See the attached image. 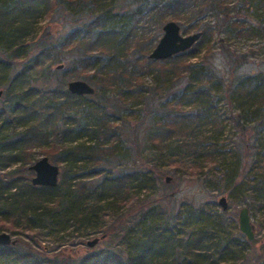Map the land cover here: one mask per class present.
<instances>
[{"label":"trees","instance_id":"obj_1","mask_svg":"<svg viewBox=\"0 0 264 264\" xmlns=\"http://www.w3.org/2000/svg\"><path fill=\"white\" fill-rule=\"evenodd\" d=\"M101 1L0 0V43L6 39L5 45H0V70L7 74L10 73H8L9 70L16 71L11 81L5 83L7 86L0 88L3 90V94L5 93L7 101V106L0 110V169L8 168L19 161L26 162V157L23 156L25 146H43L49 142L56 151L59 150L58 154H65V157L56 158L59 162H66L70 170L74 167L72 161L76 164L83 160L82 157H67L76 149H80V153H88L87 156H90L91 159L89 162L91 164L87 168L90 170L86 171L84 167L81 169L84 172L73 174L68 180L65 177V172L63 181H59L55 187L35 186L28 182L23 190L14 175L18 170H27L32 176L35 172L30 166L13 169L8 173L10 178L0 175V223L6 224L5 221H10V227L13 228L14 234H22L26 230L42 229L40 233L38 232L39 234L48 233L49 235L54 233L55 229L60 231L61 228L66 229L71 225L88 227L92 225L90 220L94 215L99 216L106 214L109 210L116 209L118 215L122 217L128 212V205L142 200L139 198L140 194L150 186L142 184L140 175L142 171L136 168L126 170L120 167L121 164L118 161L121 160V157L119 158L115 149L120 142L118 136L120 125H116L121 116L118 102H127L126 92L129 91L133 93L130 96L134 98L138 92L135 89L136 85L139 86L141 82L140 73L135 72L136 66L132 63L133 55L136 52L139 54L136 60L139 62L141 59L146 64L148 71L157 74V87L149 88L152 95L160 92L161 88L168 89L169 83L173 86L185 77L186 84L176 92L177 106L181 109L185 105H189L188 108L195 107L194 109L202 115L199 116L198 121L205 120L200 122L202 123L200 125L215 122V118L212 117L214 114L207 110L206 104V102L214 101L217 98V93L212 89L209 81H217L222 85L224 81L206 60L201 62H191L190 60L196 57L195 53L211 33V26L203 25V23L198 24L205 18L202 14L206 15L207 10H211L213 13L215 12L214 15L217 19L222 13L224 16L221 17L222 21H219V29L227 28L237 34L238 21L241 19L234 18L231 12L239 4L235 2L236 5L230 6L229 0H156L149 6L147 15L161 18L164 14L172 13L171 20L183 23V25L184 23L191 25L190 28L196 32L201 31L202 36L191 49L167 59L155 60L149 57L156 46L153 44V39L150 38L142 42L143 39H139L137 36L139 11H122V7L118 8L113 5H101L99 8ZM200 3L204 6H201ZM65 4H67L66 6L73 4V9L67 8ZM258 4L264 16V0H258ZM63 9H66L67 16L70 17L66 20L71 21V29L65 33L66 35L63 34L60 37L47 34L31 38L27 41V47L32 56L23 61L20 57V48L23 40L34 28L33 24L37 13L54 15L62 12ZM242 23L245 21L240 24ZM20 41H22L21 45ZM68 52L73 56L75 53L73 64H78L80 74H87L94 79L95 93L93 95H77L82 97L80 105H77L75 102H70V99L76 95L71 93L68 88L63 90L65 84L53 86L49 82L47 91L50 98H39L32 104L31 110L24 109L29 96L23 95V93L20 95V92L24 90V85L27 84L25 72L42 66L43 71L40 76L47 79L49 78L47 70L51 69L53 65H60L65 60L69 61ZM44 60H48V66H45ZM157 62L164 63L163 66L167 67L166 73L154 66ZM19 63L22 64V67L17 71ZM139 70L144 72L143 69ZM61 73L66 76L65 71ZM236 83L238 88L243 91L241 95L244 98L248 96L249 100L258 99L264 102V75H246L238 78ZM28 87L31 89V86L28 85ZM110 94L118 98L110 99ZM86 97H94L92 103L85 101ZM174 111H177V115L179 114L178 109ZM4 113L18 115L19 121L17 122L21 123L27 120V122H32V125L28 127L27 131L21 133V137L12 138V135L5 130V123H8L9 119L1 118ZM175 115L176 113H174ZM171 117L173 116L167 115L165 117L167 119H162L164 127L168 131L177 123L176 119ZM234 121L237 126H241L245 130L244 125L240 122V116H236ZM82 133L92 137V145L82 143L72 147L73 140L79 138ZM50 138H52L51 141ZM107 148L110 149L109 153L99 156V152L101 150L106 152ZM213 154L212 149H207L204 155L202 154L204 157H198L196 162L193 161L190 165L194 170L193 173L203 170L206 162H214ZM134 159L140 160L136 157ZM101 164L102 167H99ZM93 176H98L100 182L94 188L96 192L94 198L87 200L84 195L85 180ZM252 180L253 184L249 190L254 196L251 199L254 204L258 193L264 192L260 190V183L264 182V176L259 180L254 181V178ZM132 193L135 194L136 199L128 204ZM252 203H249V206ZM8 209L12 212L5 216ZM224 212L223 210L222 214ZM168 213L169 216L163 217L162 221L156 224L154 221H150L145 223L146 225H143L145 220L142 219L146 213L142 216L139 215L140 218L137 219L135 225H140L141 233L131 236L130 240L126 241V246L129 248L120 249L117 245V250L112 247L110 248L112 250L101 249L80 259L54 252L55 254L50 258L48 248L35 247L27 243L20 246L16 239L15 244L0 246V259L13 258L14 264H113L114 262L145 264L155 255L168 250L170 254L167 258L170 264H191L192 260H200L202 264H222V261L219 260L221 256H224L226 242L223 245L216 239L214 253L207 252L206 245L202 243V233L219 226L215 215L207 214L203 207L195 208L194 206H191L186 212L173 210ZM198 226L201 228L198 229ZM179 227L180 229H178ZM181 228L185 230L182 233L184 235L182 239L177 237V232ZM195 232H198V237L195 236ZM128 236L130 234L121 237L127 238ZM243 237H245L244 234ZM192 254L194 257L191 260ZM262 261L264 263L263 259Z\"/></svg>","mask_w":264,"mask_h":264},{"label":"rangeland","instance_id":"obj_2","mask_svg":"<svg viewBox=\"0 0 264 264\" xmlns=\"http://www.w3.org/2000/svg\"><path fill=\"white\" fill-rule=\"evenodd\" d=\"M155 1L102 0L99 8L101 5H113L118 8L122 7V11H139L137 36L139 39H143L142 42L152 38L155 46L164 34L163 26L168 21H172L170 19L172 13L164 14L161 18L147 15L149 6ZM229 2L230 6L236 5L235 2L239 4L231 12L234 18L241 19L238 21L237 34L227 28L219 29V21H222L221 17L224 15L220 13L216 19L215 12L207 10L206 15L202 14L205 18L198 24L203 23V25L211 26V33L195 53L196 57L190 60L191 62L206 60L218 73L220 79L224 81L223 85L217 81H209L210 86L217 93V98L214 101L206 102V104L207 110L214 114L212 117L215 118V122L200 125L202 124L200 122L205 120L198 121L199 116L202 115L194 109L195 107L188 108L189 105H185L181 109L177 106L176 92L186 84L187 79L185 77L173 86L169 83L168 89L163 90L161 88L160 92L152 95L149 88L157 87V74L148 71L146 64L141 59L139 62L136 60V57H139L138 52L133 55L132 63L136 66L135 72L140 73L141 82L139 86L136 85L137 88L135 89L138 92H135L134 98L130 96L133 93L129 91L126 92L127 102L119 103L117 101L121 109V116L116 122V125H120L118 127L120 142L115 149L119 158L121 157V160L118 161L121 164L120 167L126 170L136 168L142 171L140 173L142 184L150 186L151 189L146 188L140 194L139 198L142 200L129 206L128 204L136 199L135 194L132 193L129 202H127V210H129L122 217L118 215L116 209L109 210L106 214L94 215L90 220L92 225L88 227L71 225L66 229L61 228L60 231L55 229L54 233L49 235L48 233L39 234L42 229L26 230L22 234H14L13 228L10 227V221H5L6 224L0 223L3 225L0 226V232H9L13 239H18L17 244L20 246L27 243L35 247L48 248L50 258L51 255L55 254L54 252H60L65 256L80 259L101 249L112 250L110 249L112 247L117 250V245L120 249L129 248L126 246V241H129L131 236L141 233L140 225H135L137 219L140 218L139 215L142 216L146 213L142 217L145 220L143 225L150 221H154L156 224L162 221L163 217L169 216V211L178 212L181 210V212H186L191 206L203 207L207 214L212 213L216 216V221L219 224L211 231L207 230L202 233V243L206 245L207 252H215L214 243L218 239L223 245L226 242L224 256H221L219 260L222 261V264H264L262 261V259L264 260V206H262L264 192L261 193L258 190L260 193L256 196V203L253 204L251 199L254 196L249 190L253 184L252 178L256 181L264 176V102L258 99L249 100L248 96L244 98L241 95L243 91L238 88L236 83L238 78L246 75H264V16L261 13L258 0H229ZM200 5L204 6L202 3ZM73 6V4H69L66 7L72 8ZM69 18L66 9L54 15L37 13V18L33 24L34 28L29 32L27 38L22 39L25 44L22 41L19 42L20 45L22 43L20 48L21 59L26 61L32 56L27 47V41L31 38L47 34L60 37L67 33L72 25L71 21L66 20ZM243 21L245 23L240 24ZM179 25L185 35L196 32L190 28L191 25L189 24L179 23ZM5 43L6 39L0 45L3 46ZM67 54L69 61L63 62L64 68L57 69L58 64L53 65L51 69L47 70L49 74L47 79L40 76L43 71L42 66L34 67L25 72L27 84L24 85V90L20 92V95L23 93V95L29 96L24 109L31 110L32 104L39 98H50L47 91L49 90V82L53 86L65 84L63 90L67 89L69 81L78 79L96 86L92 77L87 74H80L78 64H73L75 53L74 56L70 52ZM20 61L22 63V60ZM21 63L17 66V71L22 67ZM44 64L48 66V60H44ZM163 65L164 63L157 62L154 66L166 73L167 67ZM139 69H143L144 72H140ZM62 71H65L66 76L61 73ZM15 72L12 69L7 74L0 70V88L7 86L5 83L11 81V78L16 74ZM28 85L31 86V89ZM109 96L110 99L118 98L114 95L111 96V94ZM93 98L86 97L85 101L92 103ZM81 99V96L76 95L70 99V102L80 105ZM6 102L4 93L0 97V110L7 106ZM175 109H178V115L177 111H174ZM174 113H176L175 116ZM167 115L173 116L171 118H175L177 121L175 127L170 126V131L164 127L162 121ZM236 116H240V122L244 125L245 130L235 124L234 118ZM1 118L3 120L9 119V122L5 123V130L12 135V138L21 137V133L27 131L28 127L32 125V122H27V120L21 123L17 122L19 121L18 115L4 113ZM123 123L125 124L123 125ZM91 138L89 134L82 133L79 138L73 140L71 146L82 143L92 145L93 139ZM51 140L52 138H50ZM24 148L23 156L26 157L27 161L24 163L19 161L8 168L0 169L2 177L10 178L8 173L13 169H19L23 166L29 167L44 156L59 166V181H63L65 172V177L68 180L71 175L84 172L81 170L84 167L86 171L90 170V168L87 169L91 164L89 163L91 161L90 156H87L88 153H80V149H76L74 153L67 155V157H82L83 159L76 164L72 161L74 167L70 170L66 162L57 160L56 157L58 159L65 157V154H58L59 150L56 151L51 142L43 146L32 145ZM207 149L214 151V162H204L203 170L199 173H193L194 170L190 167L191 163L196 162L198 157H204ZM109 150L108 148L106 152L101 150L99 156L107 155ZM135 157L140 160H135ZM99 167H102V164ZM34 175L35 173L31 176L27 170H18L14 177L18 179L17 182L24 190ZM168 176L171 177L170 181H167ZM99 179L98 176H93L85 180L84 195H86L87 200H92L96 195L94 188L100 182ZM260 184V190L264 191V182ZM223 195L228 198L229 207L222 214L223 210L218 201ZM249 203L252 205L249 206ZM245 206L249 207L251 220L255 225L256 236L253 241H249L245 234L243 237L239 227V213ZM9 212L12 210L8 209L5 216H8ZM197 228L200 229L201 226ZM184 232L185 230L181 228L177 232V237L182 239ZM125 234H130V236L121 237ZM195 236H199L198 232H195ZM95 238H99L100 241L94 247L88 246V242ZM169 254V251L166 250L162 254L155 255L153 260L151 259L145 264H170L167 258ZM193 257L194 254L191 255V260ZM14 263L13 258L0 259V264ZM113 264L120 263L114 262ZM191 264L202 263L200 260H192Z\"/></svg>","mask_w":264,"mask_h":264},{"label":"water","instance_id":"obj_3","mask_svg":"<svg viewBox=\"0 0 264 264\" xmlns=\"http://www.w3.org/2000/svg\"><path fill=\"white\" fill-rule=\"evenodd\" d=\"M164 34L157 42L154 49L149 54L151 59L160 60L170 58L178 53L190 49L202 36V32H193L191 34H183L179 23L176 21H168L163 26ZM64 64L58 65V69H62ZM68 90L75 95H93L95 88L86 81L72 80L68 82ZM3 90H0V97ZM30 168L35 172L31 179V183L35 186H50L55 187L59 183L60 168L58 165L53 164L47 156L37 160ZM171 177H167L170 181ZM219 205L225 211L229 207L228 198L223 195L218 201ZM239 227L243 234L246 235L249 241L255 239V225L252 223L250 209L245 206L239 213ZM100 241L95 238L88 242V246L94 247ZM17 242L12 238L9 232H0V246L11 245Z\"/></svg>","mask_w":264,"mask_h":264},{"label":"flooded vegetation","instance_id":"obj_4","mask_svg":"<svg viewBox=\"0 0 264 264\" xmlns=\"http://www.w3.org/2000/svg\"><path fill=\"white\" fill-rule=\"evenodd\" d=\"M226 211V210H225Z\"/></svg>","mask_w":264,"mask_h":264}]
</instances>
